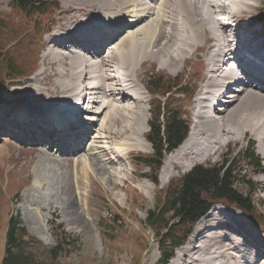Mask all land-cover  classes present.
Listing matches in <instances>:
<instances>
[{"label":"bare ground","instance_id":"obj_1","mask_svg":"<svg viewBox=\"0 0 264 264\" xmlns=\"http://www.w3.org/2000/svg\"><path fill=\"white\" fill-rule=\"evenodd\" d=\"M62 2L65 5L73 4L79 12L91 16L89 19L92 20L89 22L88 18L83 17L75 19L76 15L71 14L70 18L74 19L75 25L71 22L66 23L63 27L65 32H54L47 37L52 45L43 56L49 59V63L45 64L49 67L41 69L34 75L29 80L30 84L26 86L23 84L21 90L27 95L25 106L22 107L24 110L20 112L18 109L12 116L19 115L22 120L32 119L31 122L45 123L34 128L35 134L39 137H42L44 132L50 133L47 132L49 125L46 124L49 122H60L59 130H65L69 126L62 122L64 115L59 113V109L83 93L92 96L90 99L93 102L89 101L91 104L85 110L87 118L94 123L93 128L86 127L80 135L75 136L78 141H71L73 146L66 149L71 152H77L76 148L85 150L88 152H86L88 158L84 157L85 154L82 155L84 159L66 157L68 166L62 162V156L59 154L62 153L59 149L66 148L63 145L59 149L56 148L58 149L56 151L53 144L50 146L46 144L48 147L35 146L38 147L36 148L38 153L34 165L33 184L26 191L30 205L45 209L46 206L35 197V193L52 194L55 190L59 191L53 189L54 187L62 185L66 193V197L61 199L63 210L67 211L75 224L83 230L87 229L89 223L81 210L77 196L81 195L82 198L86 179L94 182L97 178L89 167L103 175L111 174L112 177L108 181L115 184L114 172H111L109 166L120 164L118 158L120 148L122 153L128 155L132 145L123 143L115 147L114 142L128 131L131 134L129 136H133L132 140H137L135 134L144 138L148 130L150 100L138 86L141 63L147 58H158L170 63L185 62L194 51L201 49L204 42H208L205 44L210 46L203 53V57L201 56L202 59L199 58L206 67V76L194 102L193 127L185 141L169 154L162 165L161 185L171 173L169 167L173 169L175 165H179L188 171L194 164L214 158L224 145L247 135H251L257 141L264 161L262 92L264 83L260 84V79L252 81L254 75L264 79V60L255 59L263 66L260 72L252 67L246 68L250 81L243 82L241 79V82L233 83L234 86L229 88L220 105L217 103L214 106L211 115L208 104L219 89L244 68V59L236 56V50H240V47L227 32L231 27L228 21L231 14L236 18L245 19L243 14L248 8L257 9L253 0H62ZM123 23L136 29L115 44V40L120 37L118 34L126 30ZM87 24L88 27L95 26L98 31L83 30V26ZM251 24L253 26L254 22ZM247 31L248 39H253L249 26ZM142 32L145 33L141 36ZM255 32L261 35L264 29ZM263 40L260 39L257 44ZM201 51L202 49L199 52ZM113 54L122 62L124 68L122 80L120 76L118 80L114 75ZM123 88H125L123 91L127 89L128 93L121 97L120 90ZM257 89L261 92H257ZM45 110H48L47 117L45 114L41 116V112ZM9 111V108L0 107V114ZM216 113L218 115H215ZM3 118L1 119L9 126L16 123V121L11 123L7 117ZM28 124L31 126V123ZM23 138V135H16L15 140ZM84 140L87 144L78 143ZM27 142L35 144L32 140ZM3 151L0 148V156H3ZM261 173H264V169ZM65 179L66 182L63 184ZM260 182L264 187V178H260ZM140 186L145 190L149 188L148 184ZM48 206L51 214H60L59 205L49 202ZM244 214L237 207L222 204L213 206L199 222L197 234L201 237L197 244L189 242L180 247L170 264H187V260L188 264H264V236L261 230L257 228L256 230L254 225L246 221ZM30 220L34 224H39L40 218L35 211H32ZM260 228L264 230V224ZM34 233L42 238L41 227ZM249 235L255 238V244L250 243V238L246 237Z\"/></svg>","mask_w":264,"mask_h":264},{"label":"rangeland","instance_id":"obj_2","mask_svg":"<svg viewBox=\"0 0 264 264\" xmlns=\"http://www.w3.org/2000/svg\"><path fill=\"white\" fill-rule=\"evenodd\" d=\"M58 1L60 2V4H62V7L54 16L55 19L52 31L44 38L45 49L39 55L40 57H38V62L36 63L37 65L35 64L36 66H33L34 58H32L31 56L32 51L28 48V46H26V44H20L15 47H11L14 57L16 58L18 63L24 67V71H31L32 75L9 85V87L7 88L6 101L5 103H0V107L3 106L4 109L9 108L10 111L6 114H0V119L2 117H7L6 119H8L9 121L13 117L12 114L15 113L16 110H24L22 107L25 106L24 102L27 95L24 90H21L22 87L24 85L26 86L27 84H30L31 81L29 80L34 75L39 73L41 69L43 70L44 68L49 67L48 65L45 66V64L49 63V59H46L43 56L47 48L52 45L50 42H48L47 37L54 32H65L63 27L66 25V23L71 22L73 23L72 25H75L76 22H74V19L70 18L72 15H76L75 19L80 17L89 19V17H91L89 15L82 14V12H79L73 6V4L65 5L62 0ZM263 1L264 0H253V2L256 3L257 9L248 8V12L245 11L243 14L244 17H246V20H244V22H254L253 26L252 24L249 25V31L252 34V38L260 37L261 35H258L255 31H263L264 29V26L261 24L264 22V9H261L262 5H264ZM0 10L3 13L12 12L9 5V0H0ZM91 20L92 18L89 19V22ZM124 25L126 26V23H123V26ZM134 29L136 28H133L132 26L129 27L127 25L124 28L125 31H121L120 34H118L120 35V37L115 40V44H118L122 39L126 38ZM83 30L98 31L96 30L95 26L88 27V24L83 26ZM144 33L145 32H142L140 35L142 36ZM259 41L260 40H258L257 42ZM205 43L208 42H204L203 46L201 47V49H203V47H206L205 50H202L201 52H199L201 49L194 51V53L191 54L189 60L185 62L173 61L174 63L171 62V65L170 62H167L165 60L163 61L161 59L158 60V58H147L143 61V63H141L140 68L141 74L138 86L143 89L145 95L150 100V102L148 103V105L151 103L149 109L152 106L154 108H157L159 103V98H152L144 86L145 80L152 74L155 73L158 75H163L162 73H164V76L167 77L171 75V77H176L180 82H185L190 85L192 90L187 88L185 89L189 92L194 93V96L191 99V105H185L186 103L183 102L182 96L179 98L171 97V99H169V101L175 102L174 105L179 107L178 111L184 113L185 118L190 122L188 136L192 130L194 123V102L199 92L200 86L206 76V67L202 65L201 59L203 57V53L208 50L210 45L208 46V44ZM196 53L197 55L195 56ZM201 67H203L205 70V75L203 74L202 76L201 74H199L200 70H202L204 73V70ZM112 69H115L114 75L119 80L118 73L120 74L121 72L122 74V70H124V68L122 67V62L115 54H113ZM163 83H166V79L163 80ZM195 84L196 87H194ZM256 91L261 92L258 89ZM262 92L264 93V91ZM103 100L105 99L103 98ZM6 102H8V104H6ZM42 114L48 115V110L41 112V116H44ZM215 115L218 114L216 113ZM149 118L151 120L150 111ZM3 121L4 120H0V136H10V138L9 140L0 139V148L4 150L3 156H0V259H2L1 254H3L4 252V238L7 227L6 223L8 219L13 216L18 217L22 222V226L25 227L27 232L39 240L44 248L42 252L44 253L45 257H48L46 248L56 245L58 236L57 229L60 226L64 228V230L68 234L66 238L65 248L59 249L57 259H51V264H139V262H141L142 264H160L162 254L159 251V244L157 239L155 238L154 231L146 226L143 222L147 217L146 210L149 211V209L155 207L156 200L158 199L161 188H165L170 183L176 184V181H180L186 173H188L197 165H215L221 163L223 160L231 158L237 152H240V150H245L247 146L250 145L251 141L253 142V147L255 148L256 153L259 155L261 160L263 159V156L258 148V143L254 139V137H252L251 135L243 136L242 139L233 140L232 142L224 145L222 150L214 158H208L204 162L196 163L188 171L183 170V168L179 165H175L173 169L169 167V171L171 173L167 176L165 183L162 185L160 182V174L162 171L161 169L158 177L160 187L157 186L154 192L155 185L151 183L146 177H136V175L138 174L136 172V168L129 161V157L131 154H148L152 151L150 143L145 138L146 134L149 133V124L144 138L139 134H135V138L137 140H132L133 136H129L131 134L128 131V133L126 132V135H124L123 137H119L113 145H116L115 147H119L123 143H129L132 145V147L130 148V152L128 153V155L125 152L122 153V148H120V153L118 156V158L120 159V164L110 165V163H108V166L110 165L109 168L111 172H114L115 184L111 183L110 180L108 181V179L112 177L111 174L103 175L95 171L93 167H89L95 178H97L94 182L86 179V186L83 190L82 198L81 195H79L80 197L77 196V198H79L78 200L81 206V210L85 214V218L89 223V227L83 230V228L74 223L67 211L63 210L64 205L61 199L66 197V193L62 185L53 188L59 189L60 192L55 190L52 194L40 192L35 193V197L41 202L42 205L46 206L45 209H40L35 205H30L27 201L26 191L33 184L35 170L34 165L38 153V151H36V148L38 149V147L35 146H50V144L48 143L50 139L49 137H47V133H43V135L46 136L43 137L42 135L43 138H41L40 141L37 142L38 144H30L29 142H27L29 140V134L24 135L25 133L20 128L13 132H5ZM12 122L13 121H11V123ZM34 122L37 123V121ZM34 122L31 124L30 128L27 129L33 134H35L34 126L36 125ZM47 132H50L49 128ZM89 132L91 133L92 130H90ZM16 135H23L24 138L17 141L15 140ZM41 140L44 141L41 142ZM54 143L56 146H60V144H58L57 142ZM78 143L84 144L86 143V141L84 140V142L82 141ZM63 144H66L65 141H63L61 145ZM63 147L66 148L59 149L62 152L59 154L60 156H62V162L64 164H67V166L68 161L65 159L66 157H82L83 159L84 157L88 158V152L85 150L81 151L79 148H76L80 152H71L66 151L67 148L71 147H68L66 145H63ZM56 148L57 147L53 149L56 151L58 150ZM173 152L174 151H172L171 153ZM82 155H84V157ZM168 156L169 154L165 157V160ZM165 160L163 164L165 163ZM240 160L241 157H239L238 163L236 164L235 168H238L240 166ZM263 164L264 161L261 162L260 169L249 166V169L247 171H243L242 174L238 173V176L242 180L246 188H249L251 185L247 182L252 181V187L250 188L249 193L252 200L254 201L253 207L257 209L258 213L263 214L264 216V204H262V202H264V187L262 186V182H260V178H264V175L258 174L263 171ZM112 167L115 169H113ZM254 172L258 173L256 174ZM65 182L66 179L63 184ZM141 184H148L149 188L145 190L141 188ZM49 202H51V204L60 206V214H51L49 212ZM32 211H35L38 214L40 218L39 224H34L33 221L30 220ZM112 215L119 216L120 224H117L119 225V227H117L116 229H113L112 231L110 230L111 235H107L105 233L106 231L100 225L103 223L109 224V219H113ZM244 218L249 224H252L253 226L252 221H250L246 214H244ZM38 227L42 228V238L34 233V231L36 232V230L39 229ZM198 227L199 224L195 226L194 231L186 244H188L189 242L197 244V241L201 237L199 234H197ZM253 227L256 229L255 226ZM259 228L260 227H258L257 229L261 230V233L264 236L263 228ZM29 248H31L30 245ZM187 259H189V256H187ZM173 260H171L170 263Z\"/></svg>","mask_w":264,"mask_h":264},{"label":"trees","instance_id":"obj_3","mask_svg":"<svg viewBox=\"0 0 264 264\" xmlns=\"http://www.w3.org/2000/svg\"><path fill=\"white\" fill-rule=\"evenodd\" d=\"M10 7L12 12L9 13L0 10V99H3L11 81L31 73L24 71L11 47L26 44L32 51L33 66H36L43 37L50 31L54 16L62 6L58 0H10ZM162 74L154 73L147 80L153 96L166 99H161L157 108H151L152 120L146 137L153 151L150 154H134L131 161L138 176L149 178L155 184H158V173L165 155L183 142L189 130L183 113L167 102L173 91L180 87V81L171 75L167 77ZM164 79L166 83H163ZM187 96L186 102L189 103L191 94ZM239 157L240 166L235 168ZM261 162L253 145H248L245 150L224 160L222 165L196 166L176 184L170 183L160 191L155 207L149 209L143 223L155 232L162 254L161 264L169 262L175 250L186 242L196 224L216 202L241 209L263 226V214L253 207L254 201L249 193L252 181L247 182L251 185L246 188L238 176V173L247 171L249 166L260 169ZM112 217L109 224L100 225L107 235H111L110 232L120 224L119 216ZM6 225L0 264H51V259H57L59 249L65 248L68 234L62 226L57 229L56 245L46 248L48 257H45L42 244L27 232L18 217L11 216Z\"/></svg>","mask_w":264,"mask_h":264}]
</instances>
